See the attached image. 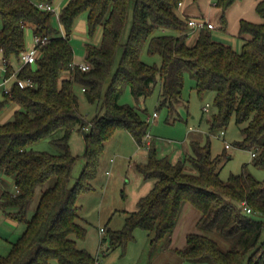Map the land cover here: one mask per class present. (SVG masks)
Here are the masks:
<instances>
[{"label":"trees","instance_id":"obj_1","mask_svg":"<svg viewBox=\"0 0 264 264\" xmlns=\"http://www.w3.org/2000/svg\"><path fill=\"white\" fill-rule=\"evenodd\" d=\"M54 1L0 0L4 78L14 71L10 59L18 60L25 48L27 26L32 25L33 35L47 37L37 46L35 62L16 71L18 79L30 78L32 86L23 87L15 81L8 93H1L0 110L8 101L17 108L11 119L0 123V176H12L16 189L14 193L0 192V207L12 209L7 215L24 229L9 252L0 255V264H96L97 259L78 246L87 229L79 216L77 198L93 190L91 181L100 154L115 129L127 130L138 146L143 145L149 123L137 108L119 102L126 87L138 100L158 85L159 106L172 114L183 101L181 91L187 74L194 80L198 95L214 91L216 112L208 119L209 130L224 129L232 118L241 126L242 138L236 145L251 151L252 164L264 169V0L255 5L261 22L239 20V52L213 40L208 28L199 30L195 41L188 44L189 26L178 14L183 0H133L126 41L122 35L131 0H67L58 14L63 36L52 26L53 12L36 6ZM236 1L215 0L219 28H226L225 13ZM81 13H86L89 36L97 28L101 32L97 45L86 44V70L74 62L69 43ZM160 27L178 34H155ZM144 47L149 54L159 55L158 67L141 60ZM63 71L68 75L62 77ZM76 84L89 102L101 101L102 113L91 121L78 111L73 90ZM59 128L63 134L51 143L60 153L30 147ZM74 128L85 130V153L80 176L71 184L77 158L70 152L68 139ZM190 150L172 162L157 156L153 145L147 146V160L136 164V169L153 185L137 200L135 210L126 212L122 228L108 231V248L125 247L133 240L136 228L153 233L152 244L165 237L171 240L182 207L190 204L199 212L197 226L216 232L230 247L223 248L215 239L191 232L184 246L175 250L182 259L207 264H264V180L255 179L246 165L239 174L222 180L219 170L230 155L223 151L212 156L209 140L203 144L192 140ZM187 164L193 172L185 169ZM37 191L35 209L28 217Z\"/></svg>","mask_w":264,"mask_h":264},{"label":"rangeland","instance_id":"obj_2","mask_svg":"<svg viewBox=\"0 0 264 264\" xmlns=\"http://www.w3.org/2000/svg\"><path fill=\"white\" fill-rule=\"evenodd\" d=\"M66 1L55 0L52 3L53 16L51 23L59 33L62 32V26L58 21V14ZM183 4L187 6L190 15H200L204 18L209 16L208 12L212 8L215 21V28L209 30L212 39L230 45L237 52L241 50L242 39L239 37L237 30L231 31L229 27L227 30L219 28L220 12L216 7H212L210 2L207 0H197L195 2L184 0ZM132 6L133 0L130 1L129 15L122 41H126L130 31ZM252 13L258 17L256 22H261L262 18L254 9ZM178 14L185 19L179 10ZM85 18L86 13H81L77 17L69 36V43L73 49L76 64L84 63L86 44L97 45L100 40V28H97L92 36L88 35ZM191 29L187 27V33L192 32ZM155 34L177 35L178 32L171 28L160 27L155 31ZM24 36L25 49L30 50L33 45L32 25L25 28ZM190 37H193V35ZM222 38L227 41H221ZM187 42L189 43V40ZM140 57L143 62L157 67L161 62L158 54H149L145 47ZM118 58L119 55H117L116 62ZM9 62L14 71H17L22 65L19 59L15 58H11ZM67 75L68 71L61 73L62 77ZM3 78L4 70L0 64V82ZM73 90L78 98V111L86 121H91L97 114L102 113L101 101L89 102L78 84L73 86ZM104 92L103 89L101 100ZM181 95L183 101L172 114L168 112L166 107L159 106L158 85L154 87L149 96L138 100L134 99L129 88L126 87L119 97V102L134 106L140 116L147 120L149 123L146 134L149 136L147 141L150 139L153 142L157 156L167 157L171 161L179 160V158L182 159L185 155L191 153L190 142L192 140L201 144L209 140L212 156H216L223 151L230 155V159L223 163L219 170V177L222 180H227L230 174H239L243 165H246L247 172L255 179L264 180V169L257 168L252 164V152L236 145V142L242 138L241 126L236 125L231 118L224 129L209 130L208 119L216 112L214 91L208 90L198 95L194 88V80L186 74ZM2 98L0 92V100ZM205 106H207L206 110H204ZM14 107L15 104L10 101L3 105L0 110V123L12 118ZM153 113L157 115L153 117ZM220 131L224 132L223 136H219ZM62 134L63 131L59 128L49 136L32 143L30 147L37 151L60 153L61 150L53 145L51 140L60 137ZM225 142L230 145L227 149L224 148ZM68 143L70 152L77 158L71 178V184H73L80 176L84 165L85 140L82 130L74 128L70 133ZM146 157L147 146L144 142L141 147L138 146L132 135L125 129H115L111 137L104 143L96 176L91 181L93 190L81 193L77 198V204L81 206L79 216L87 229L85 238L78 241V246L89 251L97 259L96 264H207L184 260L176 253L175 250L182 248L185 244V234L191 232L203 233L215 239L223 248H229L230 242L221 238L214 231L200 229L197 226L199 212L189 204L182 207L175 229L171 234V240L165 237L152 244L150 239L153 233L136 228L133 231V240L125 247L108 248V231L122 228L126 212L134 211L137 200L146 194L143 193L142 188L152 183V180L144 179L136 169V164L145 163ZM185 169L188 172L194 171L188 164ZM4 177L11 179V181L5 180ZM0 181H2L0 192L2 190L15 192L12 176L1 175ZM38 194L37 191L35 200L28 210V217L35 209ZM12 211V209L3 210L0 207V255H6L9 252L11 243L20 236L24 229L22 223L10 219L7 215ZM188 211H192L193 214ZM100 228L104 229L102 233ZM177 234H179L178 238L176 237ZM104 237L107 240H102ZM261 238L264 239V232H262Z\"/></svg>","mask_w":264,"mask_h":264},{"label":"built area","instance_id":"obj_3","mask_svg":"<svg viewBox=\"0 0 264 264\" xmlns=\"http://www.w3.org/2000/svg\"><path fill=\"white\" fill-rule=\"evenodd\" d=\"M180 5V3H179ZM39 9L41 10H50L52 11V4H47V3H39L36 5ZM186 22H187V25L194 29V30H201L203 28H208V29H211L214 27V24L210 21H208L207 19L205 18H187L186 19ZM62 36L64 35V30L62 28V32H61ZM47 39L46 36H43V37H40V36H37V35H33V45L31 46L30 50H26L25 48L19 53V61L22 63V65H30V64H33L35 62V59L36 57L38 56V48L37 46L39 44H42L45 40ZM0 64L2 66V69L5 71L6 69V61L5 59H3V57L0 55ZM79 67L82 69V70H86L88 69V65L87 64H79ZM15 81L18 82V84L20 86H32V81L30 78H26V79H18L16 77V71H13L9 77L7 78H3V80L0 82V92L1 93H8L9 92V89H10V86L12 83H14ZM207 109V106L204 107V110ZM157 114L156 113H153V117H155ZM224 135V132L223 131H220V134L219 136H223ZM147 138H149L148 135H146V138L144 140V144L146 145V142H147ZM229 144L228 143H225V148H229ZM252 156H254L253 153H251ZM245 211L247 213L250 212V209L243 206ZM104 230L102 228H100V232L102 233Z\"/></svg>","mask_w":264,"mask_h":264},{"label":"crops","instance_id":"obj_4","mask_svg":"<svg viewBox=\"0 0 264 264\" xmlns=\"http://www.w3.org/2000/svg\"><path fill=\"white\" fill-rule=\"evenodd\" d=\"M183 1L179 5L178 10L185 17V19H187V18H200L201 17L200 15H195V14L190 15L189 14L190 12L187 11V6H184V4H183ZM193 1L195 2L197 0H193ZM207 1L210 2V4L212 5V7H215L214 6L215 0H207ZM257 1L258 0H245V1H243V0H237L236 2H234L227 9V11L225 13V18H226V21H227V26H226V28L224 30H227V28L229 27L230 28L229 30H231V31H234V30L236 31L237 30V33H238V23H239V20L240 19H245V20H248V21H251V22L258 21V17L255 16V15H253V13H252V10L253 9L255 11V5H256V2ZM211 9L208 12L209 16L208 17L206 16L205 19H207L208 21H210V22H212L214 24V27L211 28V29H214L215 28V21H214V18H213V11ZM201 18H204V17L202 16ZM190 31H192V32H188L187 33V41L189 40V43L187 42L188 44H192L195 41L196 36L198 34V31L197 30L191 29ZM191 35H193V37H190ZM221 41H227V40H223V38H222ZM224 43H227V42H224ZM16 108H17V106L14 107V110ZM149 144L150 145H153V142L150 139L146 142V146H148ZM224 148H225V144H224ZM146 159H147V157H146ZM175 161H177V160H175ZM175 161H172V162H175ZM5 180L11 181V179H8V178H5ZM2 181H0V186L2 185ZM152 185H153V181H152L151 184L146 185L144 188H142L143 191H144L143 193H147L150 190V188L152 187ZM187 210H188V207H187ZM188 212H191V214H193L192 211H188ZM187 234H185V237H186ZM178 236H179V234L176 235L177 238H178Z\"/></svg>","mask_w":264,"mask_h":264},{"label":"water","instance_id":"obj_5","mask_svg":"<svg viewBox=\"0 0 264 264\" xmlns=\"http://www.w3.org/2000/svg\"><path fill=\"white\" fill-rule=\"evenodd\" d=\"M82 133H83V135H84L85 131H84V130H82Z\"/></svg>","mask_w":264,"mask_h":264}]
</instances>
